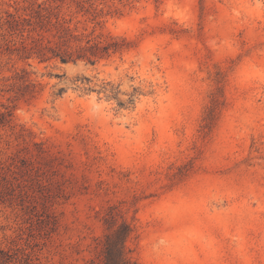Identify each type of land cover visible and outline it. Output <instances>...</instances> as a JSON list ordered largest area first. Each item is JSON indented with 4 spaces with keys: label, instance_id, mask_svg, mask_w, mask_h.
<instances>
[{
    "label": "rangeland",
    "instance_id": "374dc122",
    "mask_svg": "<svg viewBox=\"0 0 264 264\" xmlns=\"http://www.w3.org/2000/svg\"><path fill=\"white\" fill-rule=\"evenodd\" d=\"M44 1L0 0V163L47 157L45 185L0 204V264H89L121 218L137 264H264V0L59 2L124 38L94 64L14 49Z\"/></svg>",
    "mask_w": 264,
    "mask_h": 264
},
{
    "label": "trees",
    "instance_id": "16d2710c",
    "mask_svg": "<svg viewBox=\"0 0 264 264\" xmlns=\"http://www.w3.org/2000/svg\"><path fill=\"white\" fill-rule=\"evenodd\" d=\"M63 0H46L37 5L34 13L27 18V28L21 27L20 46L14 49L20 50L23 58L36 59L38 62L58 61L60 63L83 60L94 64L95 62L107 58L113 53L123 50L124 38H117L112 35L93 36L92 34L83 35L76 26H71L55 11ZM11 30H16L22 25L20 17H12L6 20ZM14 127L12 111L5 107L0 109V128ZM23 136V132L18 133ZM35 152L29 151L28 146L13 152L10 161L0 163V204H12L16 197L26 196L27 191L13 193V188L41 187L39 166L34 162L40 163L47 160L45 149L38 142H33ZM36 156V158L34 157ZM39 190V189H38ZM47 194L41 192L39 198H46ZM21 204V203H20ZM36 204V203H35ZM33 205L35 207L36 205ZM112 208V207H109ZM42 212L51 216L47 205L42 203ZM109 216H103L104 222L113 217L111 209ZM109 232L104 235L97 254L89 260V264H137L129 254L126 244L132 232L131 224L124 218L112 226L108 225Z\"/></svg>",
    "mask_w": 264,
    "mask_h": 264
}]
</instances>
